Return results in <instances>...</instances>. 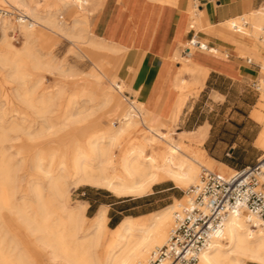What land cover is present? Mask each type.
<instances>
[{
  "label": "bare ground",
  "instance_id": "obj_1",
  "mask_svg": "<svg viewBox=\"0 0 264 264\" xmlns=\"http://www.w3.org/2000/svg\"><path fill=\"white\" fill-rule=\"evenodd\" d=\"M2 1L8 4L7 0ZM10 1L25 8L28 13L24 12L35 22V26L28 27L14 25L5 17L0 18V43L8 51L6 55H0V63L10 66L13 75L21 81H24L25 60H29L35 69L40 67L38 58L32 54L37 35L41 36V33L37 34L36 27L59 37H67L71 43L84 39V30L79 25L84 24L86 28V19L84 23L76 19L71 26H66L49 9L39 14L37 3L31 6L25 0ZM71 1L78 11H84L82 5L91 0ZM58 2L63 9L68 7L67 0ZM225 27L229 28H225L228 33L232 30L243 35L239 37L230 33L247 46L264 50V6L228 21ZM14 29L24 38L22 47L17 51L13 50L11 38L7 36V32ZM199 47L207 48L204 43H199ZM55 69L59 71L62 67L56 66ZM96 71L98 74H91L98 85L94 92L86 88L70 95L66 104L70 123H88L93 113L89 112L87 104L94 103L91 108L108 110L106 118L109 126L95 127L92 137L86 138V142L70 147V155L67 154L69 150L64 153L58 148L32 155V170L41 177L31 178L27 192L21 196L23 203L33 204L32 216H27L26 210L15 211L17 178L10 174L9 158L5 159V152L0 153V264H148L152 252L168 241L174 213L181 205H171L158 214L141 219L125 217L111 230L108 228L106 207H101L88 218L85 215L86 203L70 204L69 179L73 178L74 187L103 188L118 198H142L163 179H168L177 187H194L199 183V169H217L203 153L196 151L207 138V124L195 132L182 133L178 138L162 133L160 128L167 126L164 121L155 120L137 100L127 104L121 98L125 88L116 87L113 81L107 79L102 67L96 68ZM184 72L197 77L195 81L198 85L205 75V72H192L188 66H184ZM104 79L107 84L103 83ZM259 81L264 83L262 79ZM40 84L41 80L33 83L25 97L28 107L44 119L45 130H49L52 127L46 115L55 98L41 94L35 101L28 99L36 95ZM81 98L86 99L84 105L78 102ZM260 102H264V93ZM176 117L177 112H172L171 122H175ZM113 118L117 121L113 122ZM139 126L151 134L141 144L133 141ZM128 136L129 146L122 145ZM256 145L263 151L261 159L264 157V129ZM154 150L163 152L156 155ZM218 169L225 176L233 174L225 166ZM13 213L18 216H13ZM11 221L15 226L10 225ZM245 260L264 264V228L255 219L230 215L224 221L222 234L199 255L197 264H243Z\"/></svg>",
  "mask_w": 264,
  "mask_h": 264
},
{
  "label": "rangeland",
  "instance_id": "obj_2",
  "mask_svg": "<svg viewBox=\"0 0 264 264\" xmlns=\"http://www.w3.org/2000/svg\"><path fill=\"white\" fill-rule=\"evenodd\" d=\"M25 1L30 2L31 6H34L33 3H37V5H39V8H37L39 14H44V11L49 9L52 14L54 13V17L66 26H71L76 19L82 23H84L83 21L85 19L88 21L86 23V28L84 24L79 25L84 30V39L74 43H71V40L67 37H59L49 31L36 27L37 34L41 33V36L37 35V41L32 47V54L38 58L40 67L35 69L32 67V63L29 60H25V67L23 68L24 81H21L13 75L14 72L10 66H4L0 63V153L5 152V159L9 158L7 161L8 167L11 169L10 174L17 178L18 190L14 204L18 208L16 207L15 211L22 212L26 210L27 216H32L31 207L33 204L23 203L21 199L22 194L27 192L28 181L31 178L41 177L40 174L32 170V155L35 152L42 154V152L44 153L53 148H58L64 153L69 150V152H67V154H69L71 146L83 144L86 142V138L92 137L91 135L95 127L104 128L109 126V121L106 118L108 116V110H99L95 107L91 108L94 106V103L87 104V107H90L89 112L93 113L88 123L80 125L70 123V112L66 105L70 99V95L86 88L94 92L98 86L91 77V74L98 73L86 56L91 52L95 53L94 57L96 60L104 64L108 70L111 71L112 76L116 75L118 77L115 81L119 84H122L123 80L121 72L125 56L122 57V54L117 53L119 49L117 52H112L102 49L100 47L101 45L93 47V44L90 43L91 39H95L91 36L93 34L91 27L92 16L89 17L92 12V0L90 3H84L82 5L84 11H78L76 7L73 6L71 0H67L68 7L64 9L60 6L58 0ZM7 3L8 4L0 0V9L11 12L12 9L16 7L15 9L26 11L25 8L16 6L14 2L10 0H7ZM193 10L197 12L195 7H193ZM79 14L83 16L80 17ZM60 17H62V19H60ZM191 18L192 21L190 22V26H195V28H197L198 19L195 18L193 14ZM7 19L11 21L10 18L7 17ZM11 23L14 24L12 21ZM247 27H249V25H247ZM226 28L229 29L228 27ZM197 29L200 30L201 26ZM198 30H196V32ZM10 31L11 30L7 32L9 38H11ZM229 33L239 37L243 36L240 33H234L232 30H229ZM1 38L2 34L0 32V40ZM48 39H50V41H48ZM11 41L13 50H19L24 42L23 34L20 33L19 42H14L12 38ZM97 41L103 43L102 46L104 44L109 45V43ZM243 44L247 48L249 47L245 43ZM2 46L3 45L0 43V55L4 56L8 51ZM182 47L184 48L185 44H183ZM253 49L261 51L257 48ZM263 57L264 50L261 51L260 59L256 60L252 56L246 55L243 57L241 63L243 65L244 60L250 58L255 64L260 65L261 75L259 76L262 81H264V70L262 66ZM50 66L55 67L52 68ZM56 66L62 67L63 70H56ZM254 72V76L251 77L250 80H242L235 85L234 89L230 90V94L222 106L206 101L207 98L205 94H202L200 97L198 95L191 97L192 99H190L185 106L184 114L180 116L178 123L177 121L171 122L170 125L167 123L168 125L160 128V131L167 135H172L174 138H178L177 133H180L184 128L188 118L189 123L186 124V127L195 124V122L207 119L213 126L211 135L209 140L196 150L197 152L203 153L207 158L210 157L214 159L212 162L216 166H218L219 163L228 165L230 168L229 170H232L231 173H233L234 169L254 163L256 159L262 155V149L255 144V141L259 132L264 129V102H260L264 92H257L253 88L252 84L258 76V69L255 68ZM106 78L109 79L107 74ZM37 80H41L37 93L36 95L29 96L28 99L35 101L41 94L55 98L53 107H51L50 112L46 115L49 125L52 127L49 130H45L44 119L37 115L35 110L28 107L25 97L27 89L30 88L33 83L37 82ZM102 81L107 84L105 79ZM115 81H113L114 85H116ZM262 85H264V83ZM224 87L225 85L222 86V88ZM59 90L62 91L61 94L57 93ZM123 94L126 97H130L127 90H124ZM85 100L86 99L81 98L78 102L84 105ZM213 100L222 103L224 98ZM194 103H196L195 110L192 112V116L189 117V110ZM251 112L252 114L250 115ZM64 120H67V122L63 123ZM112 121L116 122L117 120L113 118ZM135 134L133 141L137 144L143 143L145 137L151 136L148 130L143 126H139ZM122 145L129 146V136L122 141ZM162 152L163 150H154L156 155H160ZM116 153L118 154V151ZM201 170L202 169H199V174ZM214 172L219 171L214 170ZM72 182L73 178H70L69 202L71 205L77 202H83L82 200L84 198L89 197L88 189H101L106 191L103 188L85 185L74 187ZM167 188L172 189L160 192ZM190 188L191 186L177 187L168 179H163L152 187V191L149 194L142 198H118L108 191L106 192L121 201H126L123 204L125 206V211L122 213V216L138 217L152 212H154L153 214H158L171 205L176 207V205L180 204L183 206L187 200L185 192ZM113 209L117 210V208ZM14 213L13 216L17 217V213ZM113 213L114 212L110 210L107 217L112 216ZM94 214L93 210L85 212L88 218H91ZM112 224L114 223L112 222ZM10 225L15 226L13 221L10 222ZM110 225L108 221L109 229H111ZM30 242L33 241L31 240ZM243 264L254 263L245 260Z\"/></svg>",
  "mask_w": 264,
  "mask_h": 264
},
{
  "label": "crops",
  "instance_id": "obj_3",
  "mask_svg": "<svg viewBox=\"0 0 264 264\" xmlns=\"http://www.w3.org/2000/svg\"><path fill=\"white\" fill-rule=\"evenodd\" d=\"M262 4L264 0H92L89 17L92 16L91 36L95 39H91L90 43L112 52L119 49L117 53L125 56L122 84L116 82L118 77L112 76L111 71L96 60L95 53H89L86 58L95 69L102 67L109 79L115 81L116 87L123 86L128 91L130 97L124 94L121 97L127 104L137 100L155 120L169 125L172 112L176 111L175 122L178 123L191 97L205 94L206 101L222 106L237 83L254 76L255 68L246 64L247 59L242 65V59L249 55L258 60L261 51L247 48L225 30V24L257 11L264 6ZM192 14L198 19L197 28L201 26L200 30L190 26ZM96 39L110 46H102L103 43ZM191 40L204 43L207 48L191 47ZM187 48L190 49L189 54L186 53ZM184 66L192 72H205L200 85L196 84L197 77L184 72ZM212 98H224V101L220 103ZM195 104L189 110V117L195 110ZM188 123L189 118L177 135L195 132L207 124L209 129L204 143L209 140L213 126L207 119L186 127ZM208 159L214 161L210 157ZM222 166L230 169L228 165L219 163L215 170ZM88 192L89 197L82 200L87 204L86 211L93 210L94 214L101 207H106L107 215L110 210L114 212L108 217L110 223L125 217L141 219L154 213L138 217L122 216L126 201L101 189H88Z\"/></svg>",
  "mask_w": 264,
  "mask_h": 264
},
{
  "label": "built area",
  "instance_id": "obj_4",
  "mask_svg": "<svg viewBox=\"0 0 264 264\" xmlns=\"http://www.w3.org/2000/svg\"><path fill=\"white\" fill-rule=\"evenodd\" d=\"M1 17L10 18L14 25L35 26L33 19L15 8L11 12L0 9ZM9 33L14 42H19L18 30ZM189 44L199 46L196 40ZM186 53H190L189 48ZM246 64L258 69L253 88L264 91L258 80L261 66L252 59H247ZM185 195L188 201L174 213L168 241L152 252L148 264H197L199 255L222 234L224 221L230 215L255 219L264 228V157L234 169L230 176L202 169L198 185Z\"/></svg>",
  "mask_w": 264,
  "mask_h": 264
},
{
  "label": "trees",
  "instance_id": "obj_5",
  "mask_svg": "<svg viewBox=\"0 0 264 264\" xmlns=\"http://www.w3.org/2000/svg\"><path fill=\"white\" fill-rule=\"evenodd\" d=\"M241 168V167H240ZM124 211H125V209H124ZM123 211V212H124ZM120 221H117L116 223H114V224H112V222L110 223L111 225H110V228H113V227H115L118 223H119Z\"/></svg>",
  "mask_w": 264,
  "mask_h": 264
}]
</instances>
